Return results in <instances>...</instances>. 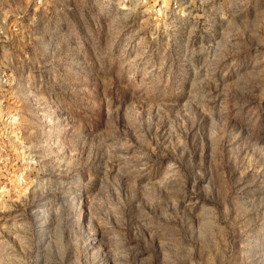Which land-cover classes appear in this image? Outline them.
Returning a JSON list of instances; mask_svg holds the SVG:
<instances>
[{
    "label": "rangeland",
    "instance_id": "obj_1",
    "mask_svg": "<svg viewBox=\"0 0 264 264\" xmlns=\"http://www.w3.org/2000/svg\"><path fill=\"white\" fill-rule=\"evenodd\" d=\"M0 0V264H264V0Z\"/></svg>",
    "mask_w": 264,
    "mask_h": 264
},
{
    "label": "built area",
    "instance_id": "obj_2",
    "mask_svg": "<svg viewBox=\"0 0 264 264\" xmlns=\"http://www.w3.org/2000/svg\"><path fill=\"white\" fill-rule=\"evenodd\" d=\"M47 0H32L38 6L45 4ZM125 2L133 1L138 8L147 14L153 15L155 18H164L168 14H178L182 9L181 0H122ZM2 84H7V78L2 75L0 77Z\"/></svg>",
    "mask_w": 264,
    "mask_h": 264
}]
</instances>
